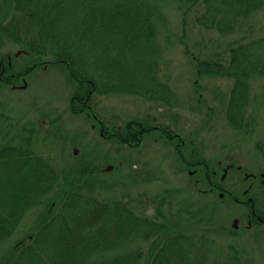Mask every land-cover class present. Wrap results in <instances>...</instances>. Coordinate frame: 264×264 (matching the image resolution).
Here are the masks:
<instances>
[{"label": "trees", "instance_id": "trees-1", "mask_svg": "<svg viewBox=\"0 0 264 264\" xmlns=\"http://www.w3.org/2000/svg\"><path fill=\"white\" fill-rule=\"evenodd\" d=\"M160 6L161 0H0L1 40L30 60L17 69L14 54L0 53V88L19 89L39 70L63 68L75 84L74 115L91 114L102 137L121 147L139 149L158 133L190 175L189 187L163 189L156 200L142 199V206L126 197L100 199L93 185L101 169L93 164L59 170L38 150L43 128L22 123L0 103V264H254L248 253L233 243L223 246L217 236L233 235L220 222L226 203L244 206L250 227H264V195L244 185L247 179L259 183L260 176L244 174L229 156L214 169L195 140L172 123L134 119L110 130L96 113V98L112 94L169 110L178 105L161 78V30L168 21ZM192 11L205 31L243 34L227 42L224 56L193 60L198 79L233 81L226 123L237 134L253 136L258 122L250 108L254 84L264 79V35L249 34L264 0H194L184 22ZM253 144L264 163V138ZM230 170L242 179L234 188L226 183ZM196 195L217 198L202 204ZM29 216L35 217L33 230L5 248Z\"/></svg>", "mask_w": 264, "mask_h": 264}, {"label": "rangeland", "instance_id": "rangeland-1", "mask_svg": "<svg viewBox=\"0 0 264 264\" xmlns=\"http://www.w3.org/2000/svg\"><path fill=\"white\" fill-rule=\"evenodd\" d=\"M192 4L194 0H161L160 6L168 21L161 30L164 48L161 78L177 94L178 105L169 110L144 98L112 94L96 98V113L100 122H104L110 130L123 128L134 119L172 123L184 138L195 140L204 156L212 161L214 169L221 168L229 156L232 162L241 166L242 171H246L244 174L260 176V181L264 182V163L253 144L257 139L264 138V79L256 81L253 87L250 114L258 122L255 133L253 136L235 133L225 120L227 95L233 81L198 79L193 57L213 60L224 56L227 42L243 34L224 37L217 32L205 31L196 24L194 11L184 22L186 9ZM250 28L252 34L249 36L264 35V11L253 17ZM1 39L0 53L14 54L17 69L29 63L26 54L18 47ZM74 89L75 84L66 70L57 66L48 67L37 71L22 88H0V103L22 123H35L43 128L44 141L39 142L38 150L59 170L65 172L93 164L101 169L103 172L93 185L94 193L100 199L126 197L137 207L145 197L156 200L163 189L190 186V175L179 163L169 141L153 133L139 149H132L103 138L98 122L91 114L74 115L71 112ZM104 170H109V173ZM241 180L238 172L230 170L226 183L234 188ZM260 181L247 179L244 185L257 195H264V186ZM200 185L205 187L203 183ZM200 195L196 196L202 204L217 198ZM222 205L220 222L227 230H232L233 235L217 236L218 242L223 246L233 243L240 251L248 253L254 264H264V227H250L249 213L244 206L236 203ZM147 212L151 214L153 209ZM34 221V216L27 217L5 248L29 234Z\"/></svg>", "mask_w": 264, "mask_h": 264}, {"label": "water", "instance_id": "water-1", "mask_svg": "<svg viewBox=\"0 0 264 264\" xmlns=\"http://www.w3.org/2000/svg\"><path fill=\"white\" fill-rule=\"evenodd\" d=\"M111 169V168H110ZM236 227H237V222H236V225H235Z\"/></svg>", "mask_w": 264, "mask_h": 264}]
</instances>
